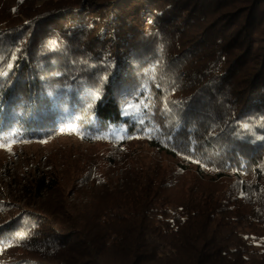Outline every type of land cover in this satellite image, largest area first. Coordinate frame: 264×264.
Returning a JSON list of instances; mask_svg holds the SVG:
<instances>
[{"label": "trees", "instance_id": "1", "mask_svg": "<svg viewBox=\"0 0 264 264\" xmlns=\"http://www.w3.org/2000/svg\"><path fill=\"white\" fill-rule=\"evenodd\" d=\"M82 1L14 0L11 11L29 9L0 22V132L113 131L119 143L182 157L192 184L184 188L183 166L173 178L131 170L109 208L66 233L28 213L0 224V245H14L0 254L25 246L47 264H264V0ZM134 2L147 32L136 29ZM204 172L230 184H201Z\"/></svg>", "mask_w": 264, "mask_h": 264}, {"label": "rangeland", "instance_id": "2", "mask_svg": "<svg viewBox=\"0 0 264 264\" xmlns=\"http://www.w3.org/2000/svg\"><path fill=\"white\" fill-rule=\"evenodd\" d=\"M85 1H82V7ZM90 1L101 3L102 0ZM13 2L0 0V22L11 21L14 16L19 19L23 17L21 13L29 9V6L19 8L16 5L18 9L13 12L10 10ZM136 5V29L139 33L147 32L150 21ZM88 9L91 11V6ZM120 135L113 131L85 134L70 123L63 131L48 136L30 140L15 138L11 151L0 148V224L13 220L17 214L28 213L38 223L42 222L40 226L43 227L48 219L50 226L62 233L70 230L66 225L69 222H76L75 225L80 227L85 222L82 218L95 221L97 211L113 204L112 193L121 187L126 173L138 168L155 169L173 178L183 166V186L187 188L192 184L194 169L182 157L170 158L141 140L119 143ZM7 141L11 140L0 132V143ZM200 178V183L205 185L211 178V182L219 186H227L231 181L228 176L217 179L206 172ZM40 180H44L46 186L42 191L37 188ZM48 185L52 186L51 191L47 189ZM34 249L14 248L0 254V260L47 264L37 250L32 251Z\"/></svg>", "mask_w": 264, "mask_h": 264}, {"label": "snow or ice", "instance_id": "3", "mask_svg": "<svg viewBox=\"0 0 264 264\" xmlns=\"http://www.w3.org/2000/svg\"><path fill=\"white\" fill-rule=\"evenodd\" d=\"M245 127H247V125H245ZM15 143H16L15 140H11V141H7V142H4V143H0V148H4V149H6L8 151H11V147ZM12 246H14L12 243L6 242L3 245H0V250H4V249H6L8 247H12Z\"/></svg>", "mask_w": 264, "mask_h": 264}]
</instances>
